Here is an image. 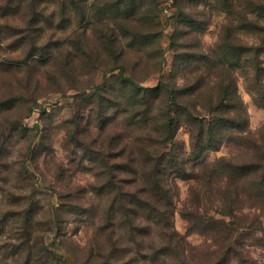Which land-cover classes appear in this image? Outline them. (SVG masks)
<instances>
[{
  "label": "rangeland",
  "instance_id": "1",
  "mask_svg": "<svg viewBox=\"0 0 264 264\" xmlns=\"http://www.w3.org/2000/svg\"><path fill=\"white\" fill-rule=\"evenodd\" d=\"M110 1L0 0V222L7 220L0 226V239L5 235L4 240L12 238L14 243L18 237L35 235L33 264H103L99 253L103 250L109 256L113 249L103 241L105 236L97 235L104 215L99 210L109 208L104 192L94 191L102 182L95 166L84 160L83 143L76 144L88 127L93 139L99 133L97 109L90 105L89 93L110 77L113 67L112 54L100 34L92 33V23L88 18L83 21L76 7L85 13L92 3L105 7ZM161 1L164 60L160 66L146 58V50H126L129 73L133 70L146 88L169 76L174 64L171 37L177 23H196L187 40L178 43L199 42L206 52L222 56H239L246 49L243 62L234 70L247 113L246 131L227 133L222 147L207 153L203 161L245 160L264 146V0ZM131 27L142 32L139 24ZM130 37L129 33L121 42L131 43ZM154 47H159V41ZM134 58L142 63L135 66ZM190 138L189 128L182 126L177 141L187 152ZM194 184L177 183L174 224L182 235L189 230L182 210ZM92 209L93 218L86 212ZM254 214L246 209L239 215V224L251 229L240 231L239 241L246 245L240 250L244 258L233 264H264V241L259 240L262 234ZM205 238L191 234L188 241L201 252L217 250L212 239L206 243ZM121 247L125 250L128 243ZM116 255L105 264H145L141 259L134 262L131 253Z\"/></svg>",
  "mask_w": 264,
  "mask_h": 264
},
{
  "label": "trees",
  "instance_id": "2",
  "mask_svg": "<svg viewBox=\"0 0 264 264\" xmlns=\"http://www.w3.org/2000/svg\"><path fill=\"white\" fill-rule=\"evenodd\" d=\"M107 4L92 3L85 13L76 7L113 57L110 77L89 93L90 105L97 109L99 133L93 139L88 127L87 134L80 133L76 141L78 146L83 143L84 160L95 166L102 182L94 191L104 192L109 205L99 210L104 215L97 235L105 236L103 241L113 249L109 256L101 250L99 258L103 264L111 263L110 256L116 252L118 258L123 251L133 254L134 262L141 259L145 264H233L237 258L241 262L240 250L246 245L239 241L240 231L251 229L238 222L246 209L255 212L262 234L259 240L264 241V220H260L264 219V146L245 160L221 158L206 164L203 159L222 147L227 133L246 131L247 113L234 70L248 51L244 49L242 56H222L206 52L199 42L178 43L187 40L196 23H177L171 37L172 71L158 86L146 88L133 70L129 73L126 50H146V58L161 66L162 1L111 0ZM134 23L141 26V33L132 29ZM129 33L131 43L124 44L121 38ZM158 41L159 47H154ZM135 62V66L142 63L140 59ZM108 112L113 113L111 117ZM182 126L190 130V152L177 141ZM178 180L196 182L182 210L189 222L185 235L174 224ZM205 198L212 201L207 203ZM86 212L93 218L95 210ZM4 224L6 219L0 226ZM191 234L206 237V243L212 239L217 250L201 252L188 241ZM3 236V264L34 263L35 235L18 237L14 243ZM123 242L128 243L125 250Z\"/></svg>",
  "mask_w": 264,
  "mask_h": 264
}]
</instances>
